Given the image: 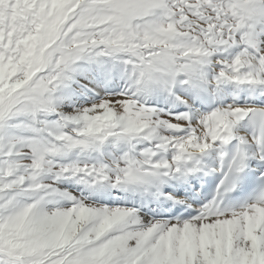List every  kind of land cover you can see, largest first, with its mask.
<instances>
[{
    "label": "snow or ice",
    "instance_id": "snow-or-ice-1",
    "mask_svg": "<svg viewBox=\"0 0 264 264\" xmlns=\"http://www.w3.org/2000/svg\"><path fill=\"white\" fill-rule=\"evenodd\" d=\"M0 264H264V0H0Z\"/></svg>",
    "mask_w": 264,
    "mask_h": 264
}]
</instances>
